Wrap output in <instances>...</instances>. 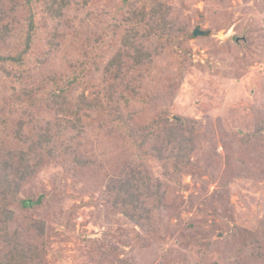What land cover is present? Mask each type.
<instances>
[{
	"label": "rangeland",
	"instance_id": "374dc122",
	"mask_svg": "<svg viewBox=\"0 0 264 264\" xmlns=\"http://www.w3.org/2000/svg\"><path fill=\"white\" fill-rule=\"evenodd\" d=\"M121 1L94 0L68 11L65 26L82 33L77 48L100 43L106 45L101 60L112 58ZM136 1L171 6L176 29L204 32L180 49L151 48L145 86L153 101L139 115L143 121L166 111L201 122L193 156L199 170L181 177L185 202L144 200L133 212L146 217L139 226L110 198L118 175L112 159L101 173L95 166L73 173L45 164L22 196L46 199L23 212V222L44 221L51 232L53 255L44 264H264V0ZM0 6L14 17V0ZM75 43L66 39L65 51L41 75L67 71L64 57L75 56ZM102 67L91 76L99 78ZM145 162L150 172H163L155 159Z\"/></svg>",
	"mask_w": 264,
	"mask_h": 264
},
{
	"label": "trees",
	"instance_id": "16d2710c",
	"mask_svg": "<svg viewBox=\"0 0 264 264\" xmlns=\"http://www.w3.org/2000/svg\"><path fill=\"white\" fill-rule=\"evenodd\" d=\"M91 2L14 0V17L0 6V264H44L52 258L46 223L23 222V212L38 209L46 199L45 194L22 196L45 164L73 173L95 166L101 173L112 159L118 175L113 176L110 198L139 226L146 219L141 212L133 214L140 203L185 202L187 186L181 177L199 170L193 156L200 121L166 111L139 121L142 105L153 101L145 86L154 57L151 48L167 43L180 49L196 36L194 31L175 28L171 6L139 7L136 0H122L117 47L105 62L101 54L106 45L77 48L82 33L63 22L69 10L76 6L81 11ZM72 37L75 56L64 57L67 71L41 75ZM152 42L159 44L153 47ZM98 63L102 73L94 78ZM148 159L159 162L163 172H150Z\"/></svg>",
	"mask_w": 264,
	"mask_h": 264
},
{
	"label": "water",
	"instance_id": "95a60500",
	"mask_svg": "<svg viewBox=\"0 0 264 264\" xmlns=\"http://www.w3.org/2000/svg\"><path fill=\"white\" fill-rule=\"evenodd\" d=\"M204 32L203 31H200L199 29H196L195 31H194V34L195 35H199V34H203Z\"/></svg>",
	"mask_w": 264,
	"mask_h": 264
}]
</instances>
